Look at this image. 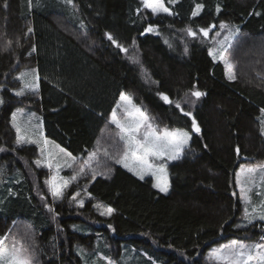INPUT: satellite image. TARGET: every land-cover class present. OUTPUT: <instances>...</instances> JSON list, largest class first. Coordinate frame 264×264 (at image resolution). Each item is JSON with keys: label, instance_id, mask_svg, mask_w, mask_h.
<instances>
[{"label": "trees", "instance_id": "obj_1", "mask_svg": "<svg viewBox=\"0 0 264 264\" xmlns=\"http://www.w3.org/2000/svg\"><path fill=\"white\" fill-rule=\"evenodd\" d=\"M164 3L171 15L153 14L141 0H72L71 5L32 0L31 6L29 0H0V191L6 178L20 176L11 187L18 195L8 196L7 210L0 211V237L23 241L35 264H82L74 246L91 247L95 234L73 231L74 222L92 225L111 240L132 239L163 264H203L215 243L261 236L258 222L244 223L235 174L242 162L264 161L259 121L264 80L254 75L264 78V65L227 79L199 29L231 22L263 38L264 0ZM197 3L203 7L192 16ZM149 25L154 30L145 32ZM189 27L195 38L187 34ZM28 67L37 70L39 89L18 97L16 78ZM192 90L205 95L197 99ZM124 91L158 126L191 136L181 157L168 162L169 192L154 188L151 177L141 180L108 160L106 174L81 181L88 196L83 207L69 205L68 196L53 201L47 170L35 163L37 146L16 143L13 110L26 106L38 112L45 136L80 157L101 136L113 137L107 118ZM193 118L199 133L192 131ZM94 203L113 212L101 215Z\"/></svg>", "mask_w": 264, "mask_h": 264}, {"label": "snow or ice", "instance_id": "obj_2", "mask_svg": "<svg viewBox=\"0 0 264 264\" xmlns=\"http://www.w3.org/2000/svg\"><path fill=\"white\" fill-rule=\"evenodd\" d=\"M69 5L72 4V0H65ZM170 3H175L176 0H169ZM32 0H29V6H31ZM141 4L146 9H150L153 14L160 12L168 13L171 15L169 8L165 6L164 0H141ZM203 5L197 3L195 9L192 11V16L198 15ZM219 11V7H217ZM215 27L209 25L208 27L200 28L199 33L203 37L209 36L210 30ZM221 29H225L227 25L223 22L219 25ZM153 26L145 28V32L153 31ZM32 31L28 29V33ZM187 34L193 38L197 36V32L192 28L186 29ZM107 38L119 48L122 52L128 50L121 46L114 37L105 33ZM220 35L219 32L216 33ZM232 34L224 38V44H227L231 40ZM11 41H8V46L11 45ZM19 43V41H17ZM35 51V49H33ZM187 51V49H185ZM209 55L213 57V60L219 58L224 63L225 75L229 80H235V66L230 62L225 55L223 47L218 52H214L209 49ZM35 73V70H33ZM28 73H22L16 79L24 80ZM39 75L33 74L31 80L25 82L24 88L36 92L39 89ZM195 89V85H193ZM24 91H17L16 96H23ZM187 95V94H186ZM205 93L192 90L191 96L199 99ZM160 98L168 104L173 103L169 96L164 93H159ZM2 103V101H0ZM175 107L180 109L185 116H192L191 112H184L179 102L175 103ZM118 109L122 111V115L118 117ZM261 116L264 117V108L260 109ZM19 113L14 112L12 114V127L16 131V143H30L36 144L40 148L42 160H36L35 163L39 167L43 163L44 166L49 169L55 168L57 170L56 175L52 176L46 181L49 191L53 197L59 198L64 194V189L67 188L71 181L75 180L77 176L84 172V167H81L79 171L71 177V180H63L58 177V172L61 167H72L75 157L70 152L65 151L64 148L57 144H53L54 150H49L48 145L52 142L44 138L42 125H37L38 132L32 131L28 127H22L18 122ZM110 123L114 124L119 130L117 133L118 140L123 145V151L118 152L116 156L109 153L108 150H104L103 156L107 159H114L115 163L120 164L126 168L133 175L138 176L141 180L146 175H151L155 178L154 188H158L161 192L168 191V171L163 164H157L155 161H159L163 158H167L169 161L177 160L181 157L184 149L188 147L191 136L188 131L180 128H164L156 127L146 112L139 106L133 103L132 97L124 92L120 93L119 100L116 107L112 109L109 117ZM103 131V130H102ZM192 131L195 133L200 132V128L196 120L192 119ZM261 135H264V118L261 119ZM42 141V144H41ZM3 149H0L2 151ZM100 149L89 153V156L84 160V165H90L94 158L97 157ZM239 153V148L236 149ZM62 161V162H61ZM97 173L93 172V178ZM258 176V179H257ZM236 186L241 193V200L244 203V219L251 224L254 220L264 221V199H261L258 203L254 204L252 200V193L255 191L257 196H264V166L257 167H244L241 166L240 170L236 173ZM75 199V197H73ZM83 201H79V206L83 207ZM99 207V205H96ZM112 208H107L106 212H101V215H111ZM264 240V236L261 237ZM5 238L0 237V264H35L34 252L25 245L21 240H14L11 247H7ZM211 257L217 262V264H264V244L253 243L245 244L243 242L232 240L229 244L221 245L214 249L211 253ZM107 264H112L110 260Z\"/></svg>", "mask_w": 264, "mask_h": 264}, {"label": "rangeland", "instance_id": "obj_3", "mask_svg": "<svg viewBox=\"0 0 264 264\" xmlns=\"http://www.w3.org/2000/svg\"><path fill=\"white\" fill-rule=\"evenodd\" d=\"M160 13H164V12H160ZM223 23H225L227 25V27L225 29H221L219 27V25L221 23H219L216 28L210 30L209 36L207 37L208 42H209V49H212L214 52H218L221 49V47L224 48L225 55L228 57L230 62L233 63L235 66L236 77H238L239 71H240L241 75H243V74L248 75V73H252V71H253L252 68L255 65L262 67V65H264V64H262L264 62V37L263 38L262 37L261 38L254 37L250 34L241 32V30L239 29V26L236 25L235 23H231V22H223ZM217 32L220 33L219 36L216 35ZM230 33L232 34L231 40L227 44H224L223 43L224 38L226 36H229ZM216 60L220 61L219 58H217ZM221 63L224 66V63L223 62H221ZM33 70H35V73L33 72ZM224 71H225V67H224ZM22 73H28L29 75L26 76L24 80H21V86L20 87L13 90L14 94L17 91H24V93L32 92V91L25 89L24 84H25V82L32 79L33 74H37V70L34 67H28V68L22 70L20 75ZM254 75L257 79L264 80V78H262V76L260 74H257V75L254 74ZM257 81L260 82L259 80H257ZM0 90H1V86H0ZM32 93H34V92H32ZM124 93H126L132 97V95L128 92L124 91ZM23 96H18V97H23ZM118 100H119V98H118ZM132 100H133V97H132ZM0 101H1V94H0ZM133 103L136 104L134 102V100H133ZM116 104H117V102H116ZM136 105L139 106L138 104H136ZM114 107H116V105ZM14 112L19 113L18 122L21 124L22 127H28L32 131L38 132L39 129L36 128V126L42 125V130H43L42 117L38 112L31 110V109L27 108L26 106H18L13 110L12 114ZM117 114H118V117H120L122 115V111L118 109ZM110 115H111V113H110ZM110 115L108 116L107 121H108V124L110 125V129L112 130L113 137L112 138H105L104 136L103 137L101 136V138L99 139V141L95 145V147L91 151H89L87 154H85L84 156L75 157L72 154V156L75 157L76 159L73 162L71 168L61 167L59 169V172H58L59 178H62L63 180H71V177L73 175H75L81 167H84V172L79 174L75 180L71 181V183L68 184L67 188L64 189L63 196L59 197V198H63L64 196H66V197L68 196L67 202L69 205L81 207V206H79V201L82 200L85 203V200L88 198L87 194L85 193V185L86 184H84L81 181L87 177H89L91 179L93 177V172H95L97 174H99V173L106 174L107 172H105L106 169L104 167H107V166H105L104 163L108 162V160L115 162L114 159H107L103 156L104 150H108L109 153L113 156H116L118 154V152L123 151V145H122V143L119 142L118 136H117V133L119 130L115 127L114 124L110 123V120H109ZM149 118L151 119V121L153 122V124L156 127L164 128V127L158 126L156 123H154V121L152 120V118L150 116H149ZM262 118H264V117L261 116V112H260V116H259L260 123H261ZM170 129H172V128H170ZM43 135H44L45 139L52 142L51 144L48 145L49 150H54L53 144L59 145L57 142L47 138L44 134V130H43ZM103 135H107V133H103ZM189 142H190V140H189ZM22 144H30V143H22ZM41 144H42V141H41ZM34 145H36V144H34ZM60 147H62V146H60ZM37 148H38L39 154H38V159H36V160H42L43 161L44 157L41 156L40 148L38 146H37ZM97 148L100 149L97 157L93 159V161L91 162L90 165H84V160H86L88 158L89 153L95 151ZM65 151H67V150L65 149ZM67 152H69V151H67ZM168 162H169V160H167V158H163L159 161H155V163H157V164H163L167 168V171H168ZM41 166L45 167L47 170V176H46V180H45V183H46L47 180H49L52 176L56 175L57 170L55 168L49 169L48 167L44 166L43 163L41 164ZM241 166H244V167L264 166V161L258 162V163L242 162L239 165V167L237 168L236 173L240 170ZM148 176L152 178V181L154 184L156 182L155 178L152 177L151 175H146L145 177H148ZM257 179H258V176H257ZM19 180H20V176L15 175V174L11 178L8 177L5 179V181L2 185V189L0 191V211L1 212L5 213L4 211L7 210L8 205L6 203H7L8 196L16 197L18 195V190H15L11 187L13 186L14 183H17ZM235 181H236V174H235ZM72 185H76L75 186L76 188H74L71 192L66 194ZM169 189H170V185H169V175H168V191L167 192H169ZM237 189H238L239 196L241 199L240 190L238 187H237ZM4 190H7V192ZM255 191L256 190H254V192L252 193V200H253L254 204L258 203L261 199H264V196H257L255 194ZM167 192H164V193H167ZM73 197H75V199H73ZM59 198L52 196L53 201H56ZM241 202L243 205V217H244V203L242 200H241ZM84 203H83V205H84ZM94 205H95V207H96V205H99V207H96V208L100 212H106V209L110 208L109 206L105 207L99 203H94ZM105 215H107V214H105ZM53 219H54V217H53ZM53 221L55 223V219ZM253 222H258L261 225L260 226L261 236L259 238H257V239H240V238L231 237V238H228L226 240L215 243L212 246H210L207 249V251L205 252V254L202 256L203 257L202 258L203 264H217V262L211 257L212 251L214 249L220 247L221 245L229 244L232 240H237V241L243 242L245 244H253V243L264 244V240L261 239V237L264 236V221H259L257 219V220H254ZM244 223L249 224L246 220ZM95 224L97 226L99 225V223H95ZM71 229L73 231L83 233V234H90V233L95 234L94 242H93V245L91 247L88 248V247H84L81 245H75L74 246V251L81 258L82 264H107L108 260H110L112 262V264H163L162 262L154 259L152 256L147 254V252L141 246L134 245L132 242V239L111 240L106 236V234L104 232H99V231H97L96 228H93L92 225L85 224L83 222L72 223ZM3 238H5V241H6L5 246H7V247H11L13 244V241L17 240L14 236H11V235H6ZM63 264H68V263H63ZM253 264H255V262H253Z\"/></svg>", "mask_w": 264, "mask_h": 264}]
</instances>
